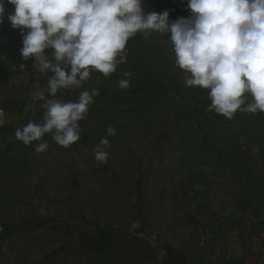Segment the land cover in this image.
<instances>
[{
    "label": "rangeland",
    "instance_id": "obj_1",
    "mask_svg": "<svg viewBox=\"0 0 264 264\" xmlns=\"http://www.w3.org/2000/svg\"><path fill=\"white\" fill-rule=\"evenodd\" d=\"M142 6L169 11L170 21L190 15L187 0ZM125 52L108 77L94 71L81 88L57 94L75 102L81 91H99L79 122L81 138L65 148L46 135L40 153L38 142L24 145L15 132L42 123L36 94L52 73L20 51L7 62L0 264H264V113L238 110L229 120L208 111V90L186 86L168 33H137ZM121 80L129 87L121 89ZM105 137L109 155L101 163L93 148ZM230 159L248 164L240 176Z\"/></svg>",
    "mask_w": 264,
    "mask_h": 264
},
{
    "label": "clouds",
    "instance_id": "obj_2",
    "mask_svg": "<svg viewBox=\"0 0 264 264\" xmlns=\"http://www.w3.org/2000/svg\"><path fill=\"white\" fill-rule=\"evenodd\" d=\"M6 2L14 8L7 20L22 35L21 57L52 73L36 94L45 109L42 123L30 121L15 132L24 145L38 142V153L48 148L46 135L65 148L81 138L79 122L98 89L81 91L75 102L57 94L81 88L94 71L104 77L115 72L137 33L170 35L175 63L188 74L186 86L208 90V111L229 120L238 110L264 113V0H187L190 15L175 21L167 10L146 12L145 0H0V23ZM119 87L128 88L129 81ZM109 147L101 138L93 148L96 161L107 162Z\"/></svg>",
    "mask_w": 264,
    "mask_h": 264
},
{
    "label": "crops",
    "instance_id": "obj_3",
    "mask_svg": "<svg viewBox=\"0 0 264 264\" xmlns=\"http://www.w3.org/2000/svg\"><path fill=\"white\" fill-rule=\"evenodd\" d=\"M14 11V8L12 5L5 3V18L3 20V23L0 24V30L1 31H6V36L4 38L0 39V45L2 44L4 47L2 48L3 56L0 57L2 61V68L5 69L7 67V62L13 61V54L14 51H20V47L17 44V42L21 39L22 40V35L19 29H13L10 22L7 20V15L12 13ZM20 38V39H17ZM5 50L8 51V53H5ZM6 54V56H5ZM12 57L10 58V56ZM6 63V64H5ZM15 68V67H14ZM10 69V68H8ZM7 71V70H6ZM10 72V70H9ZM7 71V74H9Z\"/></svg>",
    "mask_w": 264,
    "mask_h": 264
},
{
    "label": "trees",
    "instance_id": "obj_4",
    "mask_svg": "<svg viewBox=\"0 0 264 264\" xmlns=\"http://www.w3.org/2000/svg\"><path fill=\"white\" fill-rule=\"evenodd\" d=\"M3 23V22H2ZM1 24V23H0ZM6 31H1L0 30V39L1 38H4L5 36H6ZM8 74H7V71H6V69H3L2 68V61H1V59H0V76H7ZM259 113H261V112H259ZM250 128H252V129H255V127L254 126H251ZM249 129V128H248ZM248 132V131H247ZM245 133L246 134V136H248V140H251V137H249V134L250 133ZM257 144V143H256ZM258 145L260 146V144L258 143ZM242 161V162H241ZM241 161H237V162H235L233 159H230V161L228 162V163H226V164H228V166H231L230 168L231 169H233V170H235V172H236V175H239L240 176V174H242V172H243V169H242V167L241 166H243V168L244 169H246L247 168V166H248V164L246 163V161L245 160H241ZM233 162H235V163H233ZM246 174V173H245ZM242 175V177H244V178H248V175L246 174V175ZM250 181H249V184L250 185H253V183H252V180L251 179H249ZM254 186V185H253Z\"/></svg>",
    "mask_w": 264,
    "mask_h": 264
}]
</instances>
